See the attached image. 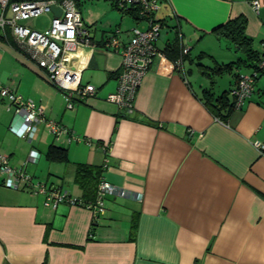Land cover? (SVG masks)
<instances>
[{"label":"crops","instance_id":"0c3cea01","mask_svg":"<svg viewBox=\"0 0 264 264\" xmlns=\"http://www.w3.org/2000/svg\"><path fill=\"white\" fill-rule=\"evenodd\" d=\"M102 1L98 20L107 30H92L95 22L85 25L81 17L90 43L69 45L81 83L96 89L73 109L10 29L0 31L3 85L69 130L57 138L42 123L34 138H26L14 108L0 97V154L28 174L47 167L57 180L43 183L76 198L82 196L76 163L100 165L102 179L129 195L108 196L105 213L95 218L68 202L46 206L43 193L7 186L0 170V264H264V150L254 144H264V74L224 120L203 98L204 89L231 96L238 74L250 71L241 65L209 74L241 56L214 30L244 16L246 33L262 51L264 0H257L258 8L254 0H161L159 55L142 79L132 114L107 100L118 86L122 52L106 42L116 28L126 40L127 31L147 23L131 9ZM41 16L39 24L27 25L46 30L53 14ZM171 43L188 49L180 64L165 53ZM50 144L67 148L70 162L47 160ZM34 151L37 162L30 159Z\"/></svg>","mask_w":264,"mask_h":264},{"label":"built area","instance_id":"2783aa9c","mask_svg":"<svg viewBox=\"0 0 264 264\" xmlns=\"http://www.w3.org/2000/svg\"><path fill=\"white\" fill-rule=\"evenodd\" d=\"M117 8L131 9L137 19L147 23L145 29L133 28L122 37L123 32L116 28L106 42V47L118 50L121 48L122 64L118 74L117 89L109 93L107 100L115 103L125 114H132L135 110L134 102L137 91L144 75L159 55L156 40L163 28L159 12L161 0H108ZM59 6L62 10L58 17L52 16L46 30L34 29L24 23L25 20L36 18L44 13H52L51 6ZM255 8L259 7L257 0L253 1ZM9 28L17 44L25 49L45 70L52 84L62 90L68 109H73L75 103L89 98L96 91L91 84L81 83V69L73 65L70 55V44L81 39L84 44L90 43L87 30L83 27L80 13L74 0H24L10 3L0 0V31ZM188 49L182 47V54ZM182 63L181 60L177 61ZM264 72V42L262 53L254 70L240 72L236 86L231 94L235 99V108L240 109L245 100L254 91L255 80L259 73ZM0 97L8 101V107L14 108L15 116L23 126L22 135L34 138L40 124H45L49 132L55 137L69 133V130L44 114V107L37 105L32 99H24L20 94L3 85L0 79ZM73 138L70 136L69 140ZM261 151L264 144L255 142ZM107 150L108 145H101ZM40 153L34 151L30 157L37 162ZM0 170L5 175L4 183L13 189H31L34 193L45 195V205L55 209L60 203L68 202L72 205L83 206L92 211L95 218L105 213V199L108 196L126 197L129 192L119 188L109 181L102 179L98 185L97 198L92 203H84L72 197L65 190L49 187L45 183L35 182L23 168H13L8 159L0 154ZM140 199V196H137Z\"/></svg>","mask_w":264,"mask_h":264},{"label":"trees","instance_id":"16d2710c","mask_svg":"<svg viewBox=\"0 0 264 264\" xmlns=\"http://www.w3.org/2000/svg\"><path fill=\"white\" fill-rule=\"evenodd\" d=\"M18 1L24 0H9L10 3ZM74 1L76 4L81 2V0ZM246 24L247 19L244 16H239L229 19L214 30L218 35L224 36L226 39H228L233 44L235 50L241 53V56H239L236 61L229 62L224 65H218L212 68L213 70L208 71L209 74H213L214 72H222L223 70L230 69L233 66L239 67L242 65L249 67L250 70H254L256 68L262 51L254 47L253 39L245 31ZM1 38L8 40L9 35L3 37L1 36ZM165 53L170 56L175 63H177L178 60L183 61L185 58H187L189 52L183 55L181 47L178 48L176 43H171L166 47ZM204 55L205 54L201 52L198 55V58L202 59ZM201 66L203 65L201 64ZM261 74H264V72L259 73L257 77ZM230 91H232V89ZM203 98L207 108L216 117H219L222 120L226 119L231 114L232 110H235V99L233 95L229 96V91H224L222 94L215 97L210 89H204ZM86 99L87 98L81 100L80 102H83ZM45 156L46 159L51 162L63 164L70 162L67 148L56 144H50L48 146ZM102 173L103 167L100 165L76 163V173L74 180L82 190V196L78 197V200H82L84 203H92L96 200L98 194V185L102 180ZM135 227L136 224L133 221L131 225L132 233L135 232Z\"/></svg>","mask_w":264,"mask_h":264},{"label":"rangeland","instance_id":"374dc122","mask_svg":"<svg viewBox=\"0 0 264 264\" xmlns=\"http://www.w3.org/2000/svg\"><path fill=\"white\" fill-rule=\"evenodd\" d=\"M100 0H81V2L79 4H77L78 10L81 14V17L83 18V22L85 23V25H90L91 22H95L90 29L94 30V28H96V30H98V32H102V30H107L105 29L102 25L104 23H101L100 20H98L99 16H100V12L103 9V6H101L98 3H104V1L101 0V2H99ZM42 19V16L39 18H33V19H28L25 20L24 23L28 24V25H33V23H38L39 21ZM89 22V23H88ZM199 51V49L197 48V52ZM224 77L227 76V74L223 75ZM48 168L47 167H38L37 169H35V173L33 174V172L31 174H33L35 177L33 178V180L35 182H47V178L49 180V182L51 180H57V178H55L52 175H48ZM29 173V175H31ZM64 190V189H63Z\"/></svg>","mask_w":264,"mask_h":264},{"label":"water","instance_id":"95a60500","mask_svg":"<svg viewBox=\"0 0 264 264\" xmlns=\"http://www.w3.org/2000/svg\"><path fill=\"white\" fill-rule=\"evenodd\" d=\"M51 11H52V14L54 17H58L61 15V8L59 6H56V5H52L51 6Z\"/></svg>","mask_w":264,"mask_h":264}]
</instances>
